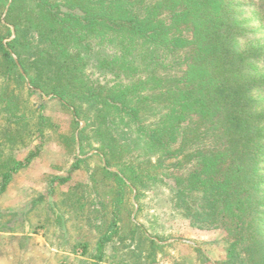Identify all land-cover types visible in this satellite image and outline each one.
I'll use <instances>...</instances> for the list:
<instances>
[{"label": "trees", "instance_id": "1", "mask_svg": "<svg viewBox=\"0 0 264 264\" xmlns=\"http://www.w3.org/2000/svg\"><path fill=\"white\" fill-rule=\"evenodd\" d=\"M189 24L192 39L175 34L177 27ZM243 40L228 0H0V195L40 153L38 146L21 162L12 150L27 148L37 135L53 129L51 119L36 115L29 100L35 91L60 98L72 109L77 126L86 123L80 139L89 127L98 135L105 130L108 157L103 172L119 183L110 234L123 221L121 199L127 184L138 193L159 184L142 164L128 162L120 173L111 171V160L122 158L126 140L133 142L137 135L163 150L178 141L176 134L187 141L180 125L187 119L185 112L201 117L218 112L225 148L188 152L186 159H196L197 170L176 180L187 194L200 193L201 205L190 208L181 192L179 199L188 204L191 218L219 224L234 236L230 253L241 247L247 264H264V200L257 192L263 183L258 158L264 142L257 93L264 89V79L253 68L255 63L264 66V55L252 48L241 50ZM191 44L197 49L187 75L176 79L162 74L163 59ZM90 64L128 85L117 93L105 92L108 85L88 86L84 71ZM193 82L197 87L192 90L179 88ZM107 109L124 115H110ZM153 118L157 121L145 124ZM69 179L56 177L53 182ZM109 238H100L101 251Z\"/></svg>", "mask_w": 264, "mask_h": 264}, {"label": "rangeland", "instance_id": "2", "mask_svg": "<svg viewBox=\"0 0 264 264\" xmlns=\"http://www.w3.org/2000/svg\"><path fill=\"white\" fill-rule=\"evenodd\" d=\"M228 1L244 33L241 50L252 48L264 55V0ZM192 30L190 24L182 25L175 34L190 40ZM196 49L191 44L169 54L162 61L165 69L162 74L176 79L185 77ZM253 68L264 79V66L255 63ZM84 72L88 86L95 89L108 85L107 93L121 92L128 85L116 82L109 71H101L91 64ZM181 87L189 91L197 83ZM257 97L262 101L259 110L264 112V89ZM23 98L28 99L26 94ZM29 100L36 115L43 114L54 126L43 137L37 135L27 148L15 147L11 152L16 161L24 162L40 147L38 157L16 173L0 195V264H247L241 247L230 253L229 248L235 241L230 232L219 224L200 223L191 218L188 204L183 205V197L179 199L178 192L186 194L190 208L194 209L201 205V198L197 197L200 193L187 194L189 190L176 182L187 179L197 170L196 159L188 163V152L201 147L213 152L225 148L227 139L221 114L215 112L201 117L185 112L187 119L180 125L187 141L182 142L181 135L176 134L178 141L168 143L163 150H156V145L154 148L137 135L133 142L126 140L128 146L120 148L122 158L111 160L114 165L111 171L120 173L128 162L134 167L142 164L143 169L150 168L151 176H157L159 184L138 193L127 182L130 187L123 189L121 199L123 221L118 225L119 230L110 234L119 183L103 172L108 157L105 130L98 135L95 127H89L82 140L79 131L86 123L75 124L73 111L66 102L39 90ZM105 112L124 115L119 109ZM155 121L153 118L145 124ZM37 122L35 118L33 123ZM258 159V175L263 183L257 192L264 200V142ZM56 177L70 179L60 184L53 182ZM261 212L264 217V209ZM103 235L110 238L101 251L98 245Z\"/></svg>", "mask_w": 264, "mask_h": 264}]
</instances>
